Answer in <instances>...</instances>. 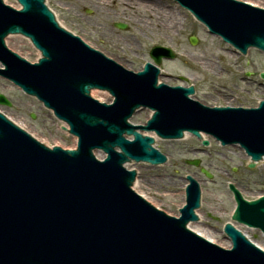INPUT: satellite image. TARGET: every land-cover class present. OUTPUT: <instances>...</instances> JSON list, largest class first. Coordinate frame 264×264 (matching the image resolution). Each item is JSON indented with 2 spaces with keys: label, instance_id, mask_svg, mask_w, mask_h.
Wrapping results in <instances>:
<instances>
[{
  "label": "water",
  "instance_id": "obj_1",
  "mask_svg": "<svg viewBox=\"0 0 264 264\" xmlns=\"http://www.w3.org/2000/svg\"><path fill=\"white\" fill-rule=\"evenodd\" d=\"M16 1L21 10L0 0V76L37 97L78 143L73 150L52 148L0 110L15 123L0 113V264H264V248L230 222L224 231L231 249L188 228L198 221L201 199L192 175H186L187 201L176 218L137 194V170L125 168L128 161L167 160L140 131L162 139H181L185 132L201 139L204 133L223 146L239 144L254 168L264 157V101L256 109L206 107L189 98L193 88L158 83L159 66L176 58L173 50L153 48L154 64L135 70L87 43L45 0ZM176 1L243 54L250 47L264 52L263 8L235 0ZM10 35L29 38L42 58L27 61L8 45ZM191 43L197 44L195 37ZM94 89L108 91L113 101L99 102L90 96ZM0 105L11 103L0 95ZM141 108L153 111L152 117L146 125L131 124ZM95 150L106 157L99 160ZM230 190L236 201L232 219L264 233V195L247 201L235 186Z\"/></svg>",
  "mask_w": 264,
  "mask_h": 264
},
{
  "label": "rangeland",
  "instance_id": "obj_2",
  "mask_svg": "<svg viewBox=\"0 0 264 264\" xmlns=\"http://www.w3.org/2000/svg\"><path fill=\"white\" fill-rule=\"evenodd\" d=\"M45 1L56 16L87 43L135 70L142 69L145 62L152 61L149 54L153 47L163 46L173 50L177 58L164 60L160 67L163 74L159 80L183 84L181 78L184 77L191 84L198 78L203 85L199 99L204 103L215 105L216 97L219 104H258L264 98V89L258 90L260 84H264L260 78L264 72V54L253 49L246 56L232 53L230 46L210 35L189 11L181 9L173 1L134 0L144 6L137 10L118 7L120 1L126 0H108V6L107 0ZM259 1L264 5V0ZM153 3L163 4L157 7L161 13L155 14L147 9ZM7 4L18 6L14 0H7ZM169 8L181 19L174 28L170 26L169 16L165 15ZM115 24H125L129 28L122 31ZM191 36L198 38L196 46L191 45ZM7 43L28 60H37L39 51L30 40L10 35ZM98 92L102 91H94L93 97L101 102L109 103L113 99L107 92V97ZM0 94L11 103L10 107L0 105V110L40 141H48L50 147L55 144L67 149L75 147V138L65 131L66 124L35 97L26 95L1 77ZM223 96H226V100ZM149 112L148 109H140L131 122L146 124L150 118ZM152 136L156 140L155 146L167 156V162L155 166L149 163L127 165L128 169L137 170L138 187L134 188L135 192L155 207L178 217L179 209L186 200V175L190 174L199 181L201 187V205L196 211L201 226L208 229L219 244L230 242L223 231L227 222L234 224L254 242H264L259 230L232 221L236 204L229 189L232 183L247 200H254L264 194V161L250 169V159L244 151L239 147H223L209 136H205L211 140L206 147L191 135L182 140H162ZM195 160L201 162L200 166L190 164ZM201 168L209 171L212 178H207Z\"/></svg>",
  "mask_w": 264,
  "mask_h": 264
},
{
  "label": "bare ground",
  "instance_id": "obj_3",
  "mask_svg": "<svg viewBox=\"0 0 264 264\" xmlns=\"http://www.w3.org/2000/svg\"><path fill=\"white\" fill-rule=\"evenodd\" d=\"M5 1V3H7V0H4ZM156 1H158V0H156ZM241 1H244V2H247V3H250V4H253V5H255V6H264V5H262L261 4V2L259 1V0H241ZM152 2V1H151ZM45 3V5L47 6V3H46V1L44 2ZM113 3V2H112ZM110 3L108 2V0H107V3H106V5L108 6ZM18 5V4H17ZM155 7H154V6ZM119 6H124V7H127L128 9H140V7H144L141 3H138V2H135L134 0H126V1H120L119 3H118V7ZM161 6H163V4L162 3H160V5H158V4H155V3H153V4H151L150 6H147V9H149V10H151V11H153V12H155V14L156 13H161L160 12V10L157 8V7H161ZM16 8H20L19 7V5L18 6H15ZM146 8V7H145ZM172 8H169V11L165 14V15H167V16H169V20H170V26L172 27V28H174V27H176V26H178V23L181 21V19H180V17L178 16V15H175L173 12H172ZM163 12V11H162ZM14 36V35H13ZM15 36H22V37H24V38H26V39H28L29 40V38H27V37H25V36H23V35H15ZM8 38L9 37H7L6 38V40H8ZM232 53H236V52H234L233 50H232ZM39 56H41V53L40 52H38L37 53V60H38V58H39ZM163 74V72H161V75ZM94 91H97V90H93V91H91V96L93 97V92ZM101 96H104V97H107V93L105 92V91H102V92H98ZM95 98V97H94ZM97 99V98H96ZM99 101V100H98ZM99 102H101V101H99ZM142 109H144V108H142ZM146 109V108H145ZM151 114H152V111H150L149 112V117H151ZM17 122V121H16ZM18 123V122H17ZM64 123V122H63ZM19 124V123H18ZM64 124H66V127H69L68 126V124L67 123H64ZM20 126H21V124H19ZM22 127V126H21ZM66 127H64L65 128V131L67 130V132H69V130L66 128ZM186 133H188V132H186ZM143 134H150V135H152L151 133H144L143 132ZM189 135L190 134H185L184 135V138L183 139H188V137H189ZM74 138H75V142H76V145H75V147L77 146V141H78V139H77V137L76 136H74V135H72ZM128 139H132L133 138V136H126ZM180 140H182V139H180ZM74 147V148H75ZM52 148H53V146H52ZM118 150H119V148H118ZM95 152V155H96V157L99 159V160H103L105 157H106V154L103 152V151H101V150H95L94 151ZM262 161H264V159L262 160ZM132 162H126V164H125V166L127 167V165H129V164H131ZM137 188L138 186H137V183L135 182L134 184H132V188L134 189V188ZM137 190V189H136ZM199 222V223H198ZM198 222H196L195 224H192V225H190L189 226V228L191 229V230H193V231H196V232H198V233H200V234H202V235H204V236H207V237H209V238H211V239H213L214 241H216L217 243H219L217 240H216V238H215V236L208 230V229H206V228H204V227H202L201 226V223H200V219H199V221ZM200 224V225H199ZM257 244H259L260 246H262L263 248H264V242H256ZM222 245H224V246H226V247H231V244H230V242H226V243H224V244H222Z\"/></svg>",
  "mask_w": 264,
  "mask_h": 264
},
{
  "label": "flooded vegetation",
  "instance_id": "obj_4",
  "mask_svg": "<svg viewBox=\"0 0 264 264\" xmlns=\"http://www.w3.org/2000/svg\"><path fill=\"white\" fill-rule=\"evenodd\" d=\"M181 82L183 83V84H175L174 86H178V85H183L184 87H193L194 88V94H193V96L198 100V101H201L199 98V96H201L200 94H201V92H203L202 91V87H203V85H202V83H201V81L200 80H198V78H196V80H195V83H188V81L187 80H185V78L184 77H182L181 78ZM259 89H264V84L263 83H261L260 84V87L258 88V90ZM247 92H249V90H247ZM202 96L203 97H206L205 95H203L202 94ZM225 97L226 96H223V99H225ZM229 97V96H228ZM215 99V105L216 106H240L239 104H236V105H230V104H225V105H221V104H219L218 102V98H214ZM213 99V100H214ZM226 100V99H225ZM263 100V99H262ZM228 101H230V100H228ZM231 101H234V100H231ZM202 102V101H201ZM204 103V102H203ZM206 105H209V104H207V103H205Z\"/></svg>",
  "mask_w": 264,
  "mask_h": 264
}]
</instances>
